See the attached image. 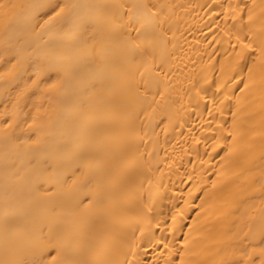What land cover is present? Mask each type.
Returning <instances> with one entry per match:
<instances>
[{"label":"bare ground","instance_id":"obj_1","mask_svg":"<svg viewBox=\"0 0 264 264\" xmlns=\"http://www.w3.org/2000/svg\"><path fill=\"white\" fill-rule=\"evenodd\" d=\"M0 264H264V0H0Z\"/></svg>","mask_w":264,"mask_h":264}]
</instances>
